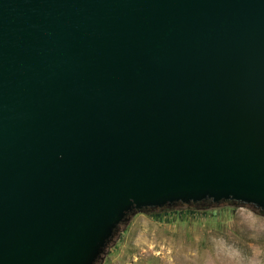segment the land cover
<instances>
[{"label":"water","instance_id":"water-1","mask_svg":"<svg viewBox=\"0 0 264 264\" xmlns=\"http://www.w3.org/2000/svg\"><path fill=\"white\" fill-rule=\"evenodd\" d=\"M201 201L264 210V0H0V264Z\"/></svg>","mask_w":264,"mask_h":264},{"label":"rangeland","instance_id":"rangeland-1","mask_svg":"<svg viewBox=\"0 0 264 264\" xmlns=\"http://www.w3.org/2000/svg\"><path fill=\"white\" fill-rule=\"evenodd\" d=\"M208 262L264 264V210L236 201H201L131 212L95 264Z\"/></svg>","mask_w":264,"mask_h":264},{"label":"bare ground","instance_id":"bare-ground-1","mask_svg":"<svg viewBox=\"0 0 264 264\" xmlns=\"http://www.w3.org/2000/svg\"><path fill=\"white\" fill-rule=\"evenodd\" d=\"M209 260V259H208ZM213 260V259H212ZM209 263V262H208ZM209 264H215V263H209Z\"/></svg>","mask_w":264,"mask_h":264}]
</instances>
